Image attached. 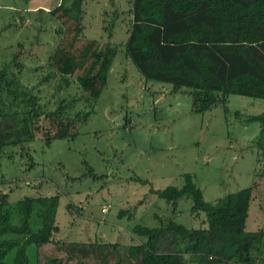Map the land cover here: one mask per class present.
Instances as JSON below:
<instances>
[{"label": "rangeland", "instance_id": "rangeland-1", "mask_svg": "<svg viewBox=\"0 0 264 264\" xmlns=\"http://www.w3.org/2000/svg\"><path fill=\"white\" fill-rule=\"evenodd\" d=\"M70 2L0 0V69L8 65L23 85L37 86L49 73L48 55L57 31L45 15L41 24L36 21V10ZM113 3L83 4L82 36L118 48L91 115L73 141L54 140L47 146L38 137L23 146L1 149L0 194H8L12 204L24 196L58 195L59 231L54 238L61 242L140 243L144 238L130 233L135 225L155 228L173 221L186 228L206 227L203 214L190 213V199L167 203L149 192L180 188L183 175L189 174L206 202L253 186L245 230L264 232V174L255 145L260 125L243 122L244 116L264 112V100L230 95L226 112L217 105L193 114L184 89L173 93L171 84L145 80L126 57L132 0ZM112 21L108 39L103 24L110 26ZM13 59L22 66L19 74ZM58 86L59 79L37 86L46 110L55 108L59 98L80 94L77 85L66 90ZM82 108L78 103L77 109ZM69 206L78 207V213H71ZM120 212L127 213L119 217ZM255 253L260 256L255 264H264V246ZM27 255L35 264L34 245L27 248ZM14 256V250L7 253L4 264H14Z\"/></svg>", "mask_w": 264, "mask_h": 264}, {"label": "trees", "instance_id": "trees-1", "mask_svg": "<svg viewBox=\"0 0 264 264\" xmlns=\"http://www.w3.org/2000/svg\"><path fill=\"white\" fill-rule=\"evenodd\" d=\"M84 2L71 0L47 12L36 11V21L41 24L45 15L57 31L48 55L49 73L37 86L59 79L58 88L77 85L80 94L59 98L55 108L46 110L37 86L28 88L8 65L1 68L0 150L38 137L47 146L54 140L73 141L78 127L91 115L118 48L82 36ZM128 12L126 57L145 80L171 84L173 93L184 89L191 97L193 114L217 105L226 112L230 95L264 100V0H132ZM114 25L113 21L110 26L103 24L108 39ZM13 61L19 74L22 66ZM78 103L82 109H77ZM243 122L260 125L255 145L264 174V112L244 116ZM183 179L180 188H150L149 192L167 203L190 199V213L203 214L206 227L186 228L173 221L155 228L135 225L130 233L144 241L129 244L61 242L54 238L59 231L58 195L24 196L12 204L8 194H0V264L11 250L14 264H32L27 255L31 245L35 264H255L264 232L245 230L253 186L206 202L192 176L184 174ZM69 211L79 209L69 206ZM126 213L120 212L119 217Z\"/></svg>", "mask_w": 264, "mask_h": 264}, {"label": "crops", "instance_id": "crops-1", "mask_svg": "<svg viewBox=\"0 0 264 264\" xmlns=\"http://www.w3.org/2000/svg\"><path fill=\"white\" fill-rule=\"evenodd\" d=\"M37 8H39V7H37ZM42 8H43V9H41V10H43V11H45V12H47V11H49V10L51 9V8L48 9V7H42ZM52 8H53V7H52ZM37 10H39V9H37ZM37 10H36V11H37ZM34 12H35V11H34Z\"/></svg>", "mask_w": 264, "mask_h": 264}, {"label": "built area", "instance_id": "built-area-1", "mask_svg": "<svg viewBox=\"0 0 264 264\" xmlns=\"http://www.w3.org/2000/svg\"><path fill=\"white\" fill-rule=\"evenodd\" d=\"M102 211L104 212V211H106V209L104 208Z\"/></svg>", "mask_w": 264, "mask_h": 264}]
</instances>
